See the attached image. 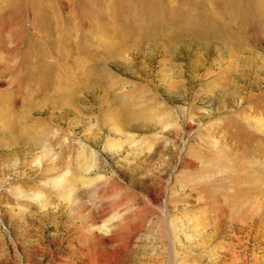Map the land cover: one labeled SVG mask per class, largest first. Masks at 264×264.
<instances>
[{"label":"rangeland","instance_id":"1","mask_svg":"<svg viewBox=\"0 0 264 264\" xmlns=\"http://www.w3.org/2000/svg\"><path fill=\"white\" fill-rule=\"evenodd\" d=\"M256 2L264 0H0L2 105L18 76L28 83L21 99L41 92V74L62 55L54 45L93 48L96 57L101 40L123 41L124 66L104 59L115 76L110 113L87 95L79 108L81 89L9 109L21 124L54 125L50 156L66 190L43 184L56 174L49 159L36 160L39 150L0 149V264H151L160 255L161 264H264V129L252 124L264 126ZM156 29L181 31L168 57L152 46ZM250 50L257 62L242 76ZM95 78L103 83L100 72ZM18 190L41 199L18 198ZM232 213L245 222L240 231Z\"/></svg>","mask_w":264,"mask_h":264},{"label":"bare ground","instance_id":"2","mask_svg":"<svg viewBox=\"0 0 264 264\" xmlns=\"http://www.w3.org/2000/svg\"><path fill=\"white\" fill-rule=\"evenodd\" d=\"M58 6L60 9H62L63 7L64 8L70 7L69 4H65V3H61ZM254 7H255V12H256L255 17L256 18L258 17L259 20L262 19L264 17V2L262 4H258V2H256V3H254ZM217 12L219 14L224 15V17L226 15V13H228V15H230V18H232L234 16L232 8L227 9L224 7H220L219 9H217ZM54 14H55L54 12L53 13L49 12L48 15H49V17H51L52 15L54 16ZM213 14L215 17L216 14L215 13H213ZM69 17H70L69 19H71L73 17H76V15L74 14V15L69 16ZM86 22L87 21L84 19V21L82 22V26H84V24H86ZM103 22L104 21H101L100 25H102ZM187 22H189V21H187ZM79 23H81V22L79 21ZM188 24L190 25V23H188ZM209 26L212 29V26L208 25V27ZM258 26L260 28V25H258ZM226 27L228 29V32H230V35H231V33L234 34V32H232V30L230 28H228L227 25H226ZM245 27H246V24L243 26V28H245ZM260 29H263V31L260 32V33H262V35L259 36L255 33H253L251 35L252 41H258L259 43H260V41H262L264 43V27L260 28ZM154 30L155 29L153 28V31ZM209 30H210V28H209ZM165 32L166 31H164L162 29H161V31H158V29H156V31L153 33V37H155V36L158 37L159 35H161V36H159L161 39H159L158 42H154V44H152L153 47H155L156 45L160 46V50H161L160 53L163 54L164 58L170 56L172 43L179 44L183 41L182 39H179V40L176 39L178 37L177 34L181 35V31H176V30L170 31L169 30L167 32V34H165L166 36L165 35L162 36V34ZM257 33L259 34V32H257ZM104 34H107V33H104ZM201 34L205 38V40L209 41L210 36H211L210 34H212V33L208 32L207 30H203V33H201ZM66 35H68L67 40H70L71 36L69 35V33H66ZM107 35H109V34H107ZM190 35L195 36L194 33H192ZM172 39H175V40H172ZM245 39L240 38L238 40L237 44L245 45V42L247 41V39L246 40ZM249 39H251V38H249ZM171 40L173 42H171ZM101 41H102L101 47L96 48L97 50H100V52H101L98 55L100 57H98V56L93 57V55L96 54L95 50H93V48L88 50V48H86V47H84V48L83 47H77V49L70 51V50L63 49V48L60 49L61 47H59V45H54V48H56L55 50L57 52H59L58 50H61L62 55L59 54L60 57H58L57 60L55 59L56 61L53 63L51 70L46 71V72L44 71L41 74L43 77L42 79H44V81H46V83L41 82V84H42L41 90H40L41 92L39 94H37V93L31 94L30 96L42 98L44 95L48 94L51 91L53 93L61 94L66 99L68 97L74 96L75 92H78L81 89V91H83L81 94L83 98H81L78 102L79 108H82L84 106V104H83L84 99L87 100V96H90L92 98L91 102H94L93 106H95L97 109H100V112L108 113L110 108H111V106L109 104V100L107 99V98H109V89L111 88V86H109V80H111L110 82H113L115 80V76L110 74L112 72L111 70H110L111 72L109 73V70L106 67L107 64H105L104 59L106 57L107 58L110 57L112 59L111 63H113V64L118 63L119 65L117 64L118 65L117 68L120 67L122 65V62H121L122 61V57H121L122 52H120V48H123V46H122L123 41L118 42L119 44L114 45V46L113 45L109 46L108 43L106 45L105 39H103ZM113 44H114V42H113ZM90 47H91V45H90ZM151 49H152V47H151ZM216 49L218 51H220L221 48H220V46L217 45ZM138 50H139V52L141 51L140 49H138ZM261 50H264V46H262ZM251 55H254L252 53V50H250V56L249 57H244L239 62L240 72H241L242 76H244L243 73L247 72V70L249 68L248 66H252V65L255 66V64L257 62V60H256L257 58L255 59L256 56L255 55L251 56ZM235 57H236V55H235ZM237 57H241V56L237 55ZM229 58H231V59L233 58L231 53H229ZM85 59H87V60H85ZM109 64H110V62H109ZM57 67L61 68V70H56L55 68H57ZM121 67H124V66H121ZM33 69H35V68L30 67L29 71H32V72L35 71ZM256 69L253 68V71L254 70L256 71ZM38 70H40V68ZM99 72H100V76L102 77V81H103L102 84L101 83L99 84L95 78L96 74H98ZM79 77H80V79H78V80L80 82L79 83H77V82L73 83V81ZM93 77H94V79H93ZM162 77L169 79V77L165 76V75H162ZM17 84H19V87L16 86ZM26 84H28V83L23 79L22 80L19 79V76L17 78H14V80H12L11 85L16 86V87L14 86L15 91H16L15 95L13 94V96H9V97H7V95H6L5 101L3 99V101H4L3 105L0 103V120H3L5 122V124H0V149L4 150V151L19 149V150L25 151V153H27V154H32V152L39 150V152L37 151L39 154L37 155L38 157L36 158V160H39L40 158L49 159V161L51 162L50 163L51 166L47 171L48 172L50 171V173L56 174L55 177L45 181L43 184L44 185H50V188L58 189L60 192L64 193L66 188L63 187V185H62V183L65 181L63 178V174H57V172H56L57 168L55 167L56 165L53 163L54 160H56V159L53 157L51 158V156H50L51 153L54 151V150L52 151V149L50 148L51 147V145H50L51 141H52L53 137L55 136L54 134H51V130H52V127L54 125L52 126V124H48V123H50V120L46 121L47 124H32V123L31 124H21L22 122L20 123L16 120L15 115L17 113L15 111L13 112V110H9L12 106H17V105L22 104L23 101H25L29 105V101L31 100L30 98H32V97L28 96L29 98L27 100L25 98H24V100L21 99V97L23 96L24 85H26ZM118 93L119 92L117 91L114 94V97H117ZM17 95L20 97V99H19L20 101L18 100V98H15V96L17 97ZM132 95H134V94H132ZM80 105H82V106H80ZM36 111L37 110H32L29 112V114H32ZM49 119H52V117H50ZM131 122H132V120H131ZM252 124L255 128H258L260 131L261 130L263 131L264 126L262 125L261 122L256 121V122H252ZM130 125L131 124H122L121 126H130ZM88 130H89V128H88ZM60 142H61V140H60ZM58 145H59V143H58ZM63 146H64V144H63ZM80 150H82V151H79L78 156L80 158H82L81 160L85 159L84 163H85V166L88 168L89 167V165H88L89 160H87V158H85V156H84L86 149L81 148ZM48 172H46V173H48ZM14 190H16V189H14ZM17 197L18 198L31 199V200H34L35 198L41 199L40 197H35V196L33 197V196L28 195V194L24 195L23 192H21L19 190H18ZM229 219H231L234 222L233 224H234V226H235L234 228L236 230L240 231L243 228L242 223H245V222L237 221V217L235 216L234 213L229 215ZM243 219H246V218L243 217ZM111 228L113 230L114 227H111L109 225L110 231H111ZM112 236H113V234H112ZM116 239H117V234H115L111 240L116 241ZM172 257H173V255L171 256V259H172ZM226 257L232 258L231 255H225V257L224 258L222 257V259L226 260ZM163 259L165 260V258L162 255H160L159 257H156L155 259H153L151 261V264H161Z\"/></svg>","mask_w":264,"mask_h":264}]
</instances>
